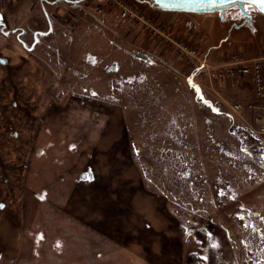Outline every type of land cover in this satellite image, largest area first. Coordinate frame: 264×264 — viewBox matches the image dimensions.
<instances>
[{
    "label": "rangeland",
    "instance_id": "374dc122",
    "mask_svg": "<svg viewBox=\"0 0 264 264\" xmlns=\"http://www.w3.org/2000/svg\"><path fill=\"white\" fill-rule=\"evenodd\" d=\"M263 49L248 4L0 0V264H264V103L218 74Z\"/></svg>",
    "mask_w": 264,
    "mask_h": 264
},
{
    "label": "built area",
    "instance_id": "2783aa9c",
    "mask_svg": "<svg viewBox=\"0 0 264 264\" xmlns=\"http://www.w3.org/2000/svg\"><path fill=\"white\" fill-rule=\"evenodd\" d=\"M128 4V3H127ZM193 52V49H189V53ZM243 60H234L226 63L223 68H220L218 74L220 77H249L252 81V90L256 99L261 100L264 103V49L260 55L256 58L251 59L249 63H243ZM194 73H202V71H208L207 64L204 61L198 60L194 66ZM209 77L216 78V72H210ZM194 78V77H193ZM191 77L190 80H193ZM233 109H240L239 103H234ZM251 107V106H250ZM258 110H264V104L256 105L254 112ZM257 121H262L259 128H256V132L259 134L264 133V114H257L255 116Z\"/></svg>",
    "mask_w": 264,
    "mask_h": 264
},
{
    "label": "water",
    "instance_id": "95a60500",
    "mask_svg": "<svg viewBox=\"0 0 264 264\" xmlns=\"http://www.w3.org/2000/svg\"><path fill=\"white\" fill-rule=\"evenodd\" d=\"M154 6L164 11L221 12L230 7L241 8L244 0H152ZM264 14V3L248 4Z\"/></svg>",
    "mask_w": 264,
    "mask_h": 264
},
{
    "label": "snow or ice",
    "instance_id": "6c2138e0",
    "mask_svg": "<svg viewBox=\"0 0 264 264\" xmlns=\"http://www.w3.org/2000/svg\"><path fill=\"white\" fill-rule=\"evenodd\" d=\"M254 2L264 3V0H244V3H246V4H250V3H254Z\"/></svg>",
    "mask_w": 264,
    "mask_h": 264
},
{
    "label": "crops",
    "instance_id": "0c3cea01",
    "mask_svg": "<svg viewBox=\"0 0 264 264\" xmlns=\"http://www.w3.org/2000/svg\"><path fill=\"white\" fill-rule=\"evenodd\" d=\"M137 263H141V262H139V261H135V264H137ZM142 264V263H141Z\"/></svg>",
    "mask_w": 264,
    "mask_h": 264
}]
</instances>
